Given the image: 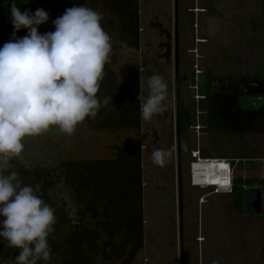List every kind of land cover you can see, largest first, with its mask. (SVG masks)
Returning <instances> with one entry per match:
<instances>
[{"label": "rangeland", "instance_id": "obj_1", "mask_svg": "<svg viewBox=\"0 0 264 264\" xmlns=\"http://www.w3.org/2000/svg\"><path fill=\"white\" fill-rule=\"evenodd\" d=\"M18 1L22 12L48 13V22L38 27L41 35L55 31L53 21L66 9L87 5L103 13L113 41L112 63L98 94L101 100L111 96V102L71 136L53 129L26 139L21 158L12 162L22 182L55 209L49 264H264V220L238 213L228 192L194 188L190 180L195 152L202 159H242L232 177L264 179L261 137L214 136L205 129L197 136L189 128L180 142L179 215L175 114L176 78L179 101L193 102L195 115L200 110L194 86L205 72L215 79L214 92L223 82L239 80L247 91V79L260 73L264 60L262 0H177L176 71L174 0ZM27 34L21 29L17 39ZM154 74L168 84V107L144 121L138 97L147 96ZM239 104L246 109L260 101L245 94ZM133 143L120 151L129 160L116 159L112 145ZM173 148L165 166L152 162L154 150ZM18 255L0 237V264H14Z\"/></svg>", "mask_w": 264, "mask_h": 264}, {"label": "clouds", "instance_id": "obj_2", "mask_svg": "<svg viewBox=\"0 0 264 264\" xmlns=\"http://www.w3.org/2000/svg\"><path fill=\"white\" fill-rule=\"evenodd\" d=\"M48 20L45 10L37 9L34 15L22 12L14 0L13 39L0 48V216L4 217L0 237L7 247L19 250L14 264H49V238L57 223L55 209L12 170L25 140L53 129L71 136L111 102V96L101 100L98 95L113 55L103 13L87 5L73 6L53 21L54 32L41 35L38 27ZM21 29H28V34L17 39L15 33ZM147 86V96L141 93L138 100L142 120L151 121L167 110L168 84L154 74ZM174 150H154L152 162L165 166Z\"/></svg>", "mask_w": 264, "mask_h": 264}, {"label": "trees", "instance_id": "obj_3", "mask_svg": "<svg viewBox=\"0 0 264 264\" xmlns=\"http://www.w3.org/2000/svg\"><path fill=\"white\" fill-rule=\"evenodd\" d=\"M14 0H0V48L9 40L13 39L14 28L11 23V5ZM16 6L21 10L18 0H15ZM262 19V17H261ZM262 22V20H261ZM262 31H263V23ZM20 33L16 32L17 35ZM202 75V74H201ZM200 75V76H201ZM215 80L209 72L203 74L201 85L198 82L197 90L202 99L197 102V108L202 112L200 116L195 115V104H185L179 101V79H176V130L178 132L179 144L182 137L193 127L198 118L204 123L205 134L209 135H231L238 132H248L258 134L262 139V157H264V60L260 68V73L248 78L249 85H246L247 91L239 89V81H229L221 83L219 93L212 91L211 82ZM195 83V77L190 78ZM231 82V83H230ZM255 96L260 105H250L246 109L239 104L241 95ZM180 147V145H179ZM261 157V158H262ZM221 158V157H216ZM251 164V163H250ZM257 187L264 192V179L247 180L241 176L234 175L232 179L231 195L234 197L233 208L238 213H243V192L245 188ZM264 220V202L262 212L259 215Z\"/></svg>", "mask_w": 264, "mask_h": 264}, {"label": "water", "instance_id": "obj_4", "mask_svg": "<svg viewBox=\"0 0 264 264\" xmlns=\"http://www.w3.org/2000/svg\"><path fill=\"white\" fill-rule=\"evenodd\" d=\"M175 3V14H177V0H174ZM177 18V17H176ZM175 18V71L177 69V21ZM176 157H177V183H178V206H179V215L181 214V187H180V176H179V137L178 132L176 135ZM262 212V193L261 190L257 187L245 188L243 192V213L248 216L260 215ZM180 238H181V222H180Z\"/></svg>", "mask_w": 264, "mask_h": 264}, {"label": "bare ground", "instance_id": "obj_5", "mask_svg": "<svg viewBox=\"0 0 264 264\" xmlns=\"http://www.w3.org/2000/svg\"><path fill=\"white\" fill-rule=\"evenodd\" d=\"M219 166L210 162H200L198 165L191 167V183L195 186H209L217 187L218 191H224L229 177L221 162H216Z\"/></svg>", "mask_w": 264, "mask_h": 264}, {"label": "built area", "instance_id": "obj_6", "mask_svg": "<svg viewBox=\"0 0 264 264\" xmlns=\"http://www.w3.org/2000/svg\"><path fill=\"white\" fill-rule=\"evenodd\" d=\"M262 23H263L262 36H263V44H264V0H262ZM263 49H264V46H263ZM194 88L197 89L196 85L194 86ZM202 98L203 97L199 95V96L196 97V101L198 102V100L202 99ZM261 101L264 104V99H262ZM200 114H201V112H198V110H197L196 116H199ZM191 128H192V130H194V132L197 134V136H199L201 130H203L205 128V126L200 124V121L197 118L195 125L193 127H191ZM198 153L199 152H195L194 153L193 156L197 160L195 162H192L190 164V167H193L194 165H198L201 161L206 162V163L210 162L211 164L214 162L215 163L214 165H217V166H219V164H217L216 162H221V165L224 167V170L227 172V175L231 177V180L233 179V177L231 175H232V171H233L234 165L237 162L242 160V159H238V158H235V159H226V158H206V159H202V158L197 157L196 154H198ZM259 161L264 164V157H262V159H260ZM190 178L192 179L191 171H190ZM227 184H228V186L225 187L224 191H226V192H228L230 194L231 190H232L231 189V183H229V181H228ZM203 187L204 186H201V188H203ZM215 190L218 191L217 188H215ZM261 193H262V207H263L264 192L261 190Z\"/></svg>", "mask_w": 264, "mask_h": 264}, {"label": "flooded vegetation", "instance_id": "obj_7", "mask_svg": "<svg viewBox=\"0 0 264 264\" xmlns=\"http://www.w3.org/2000/svg\"><path fill=\"white\" fill-rule=\"evenodd\" d=\"M177 13H178V9H177ZM132 16H134V15H132ZM176 17H177V14H175V3H174V21H175ZM176 21H177V18H176ZM176 23H178V21ZM176 29H177V25H176ZM128 32H130V33H127V34H130V39L129 40L132 39V42H135L136 41L135 40L136 33L133 32V30H129ZM174 37H175V22H174ZM177 41H178V35H177ZM143 60H144V57H141V61H143ZM175 77H176V72H175ZM239 89H241L240 85H239ZM219 91H220V88L215 90V92H217V93H219ZM129 127L130 126H127V127H124V128H129ZM118 140L120 141V136H118ZM133 145H135V143L129 144V145L128 144L127 145H117V144L112 145V149H117L118 150V152L115 154L116 159H120V160L123 159L122 161H124L127 158L129 160L130 154L128 153L129 155H127L126 153L124 154V151H122V152H120V151L121 150H130L129 148H132ZM176 148H177V144H176ZM179 151H180V147H179ZM179 164H180V153H179ZM176 167H177V162H176ZM177 174H178V171H177ZM179 176H180V165H179Z\"/></svg>", "mask_w": 264, "mask_h": 264}, {"label": "crops", "instance_id": "obj_8", "mask_svg": "<svg viewBox=\"0 0 264 264\" xmlns=\"http://www.w3.org/2000/svg\"><path fill=\"white\" fill-rule=\"evenodd\" d=\"M262 41H263V40H262ZM262 49H263V47H262ZM198 76H199V75H198ZM176 79H177V78H176ZM214 86H215L214 83L211 82L212 91H214L213 89H215ZM240 87H241V85H240ZM241 90H242V87H241ZM191 186L194 187V188L202 189V188H200V187H198V186L193 185L192 183H191ZM217 190H218V189H217ZM219 192H222V191H219Z\"/></svg>", "mask_w": 264, "mask_h": 264}]
</instances>
